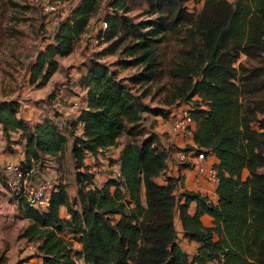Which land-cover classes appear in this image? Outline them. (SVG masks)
<instances>
[{
	"label": "trees",
	"instance_id": "obj_1",
	"mask_svg": "<svg viewBox=\"0 0 264 264\" xmlns=\"http://www.w3.org/2000/svg\"><path fill=\"white\" fill-rule=\"evenodd\" d=\"M59 1L73 7L58 14L49 42L36 51L30 85L44 88L60 73V60L75 52L104 5L108 47L84 66L77 81L84 93L81 110L68 121L45 118L33 125L19 118V102L0 101L9 151L24 142L23 167L35 175L51 162L63 164L69 152L75 170L76 196L60 180L46 211L13 193L30 221L19 239L37 249L43 264H264V0H204L194 13L187 7L191 0ZM139 9L146 20L135 22L131 14ZM172 41L181 44L178 60L164 69L162 50ZM117 53L126 58L117 64L139 68L137 74L120 78L102 61ZM164 78L171 90L160 107L151 108L147 94L133 92ZM183 105L191 106L196 147L219 160L217 204L199 192H178L181 178L166 172L180 148L165 146L146 126L147 115L167 120ZM15 134L20 140H12ZM122 139L120 158L108 162L98 187L85 160L117 148ZM177 214L184 238L199 244L192 258L179 244ZM204 215L213 218L212 227L203 224ZM0 264H7L4 255Z\"/></svg>",
	"mask_w": 264,
	"mask_h": 264
},
{
	"label": "rangeland",
	"instance_id": "obj_2",
	"mask_svg": "<svg viewBox=\"0 0 264 264\" xmlns=\"http://www.w3.org/2000/svg\"><path fill=\"white\" fill-rule=\"evenodd\" d=\"M203 1L191 0L187 4V7L193 13L200 12L203 7ZM41 2V6L34 7L29 5L26 0H0V101L14 100L19 102L21 105L20 116L38 115L37 110H39L41 111L40 114L48 113L52 116H55L57 113H63L64 117L69 119L74 116V112L67 110V113L66 107L63 105H72V101L81 102L82 92L77 86V81L81 73L84 72V66L92 59L97 58L108 47L107 43H103L102 41L97 42L96 40L103 29V19L108 10L104 5L101 12L91 22L88 33L78 42L75 52L71 56L60 60L62 66L60 73L56 74L46 87L38 89L29 83L30 62L35 57L36 51L49 42L53 35V26L56 25L59 17L58 14H68L73 7V5L62 4L59 0H41ZM45 5L54 7V10H46L44 8ZM131 17L135 22L146 20L140 9L134 11ZM180 48L181 44L176 41H172L163 47L161 61L164 69H167L173 62L178 60ZM125 59L117 53L103 57L102 61L111 65L112 70L117 71L120 78L126 79L137 74L139 68H125L117 64L119 61ZM245 60L246 58L242 59L243 62ZM245 63L247 65H254L253 62L247 60ZM170 90L171 81L168 78H164L162 81L148 86L133 87L134 93L147 94L144 102L151 108L160 107ZM187 106L191 107L190 105ZM179 109L174 108L171 111H178ZM148 117L149 115L146 118ZM171 119L172 125L175 118L171 117ZM0 141H4V138L0 139ZM5 146L8 148L6 141ZM13 146L15 152L13 154H16L18 150L15 149V145ZM52 164L56 165L57 168L51 165L47 167L46 165L43 169H59L61 175L57 174L54 181L59 183L62 178H66L71 195L73 197L76 196L75 170L71 164L69 152L63 164ZM37 171L41 175L42 170ZM37 171L35 174L38 176ZM49 175H51V172H49ZM247 176L248 172L246 171L244 178ZM6 192L11 194L10 196L13 195V192L5 184L3 169L0 166V202L3 200L2 197L5 198L7 196ZM10 200H12L11 197ZM14 210L16 211V209ZM15 216L18 219V215ZM30 253L31 256L23 262H27V264H39L40 255L37 251L32 249ZM31 258L36 259V261L31 263ZM78 264L82 263L79 262Z\"/></svg>",
	"mask_w": 264,
	"mask_h": 264
},
{
	"label": "crops",
	"instance_id": "obj_3",
	"mask_svg": "<svg viewBox=\"0 0 264 264\" xmlns=\"http://www.w3.org/2000/svg\"><path fill=\"white\" fill-rule=\"evenodd\" d=\"M230 1V0H228ZM232 2V1H230ZM56 25L53 26V32L55 31ZM29 77V74H28ZM84 93L81 94L83 96ZM75 99V98H74ZM66 107V111H72L70 109L71 105H63ZM182 108H189L187 105H183L180 107L178 111H180ZM38 111V115H21L19 114V118L33 124H39L44 120L45 118H51L53 120H56L58 122H64L68 121L67 118L63 117L62 114H60L58 117L52 116L48 113H41V111ZM67 111V113H68ZM177 112L176 110L171 111L170 117L165 120L161 117H153L149 116L146 118V126L151 127L152 130L156 133H158L161 137V141L165 146H169L170 144H174L178 148H187L188 150H193L196 145L194 142L193 134L191 135H177L172 132L171 129V117H173V114ZM70 119V118H69ZM196 129V125L194 127V130ZM81 128L79 127V131L77 134H80ZM3 133L1 131L0 127V139H3ZM13 141L20 140L19 135H13L12 136ZM5 138L4 141H0V166L3 169L4 166L7 164L15 163V164H22L25 161V154H24V142L15 145V149L18 150L16 154H13L9 152L7 146H5ZM122 144L119 145L117 148H113L107 152H104L103 154H99L98 158H94L92 156H88L85 160V163L88 167L91 168L92 171L97 172L100 171L102 175H106V170L108 167V162L110 160H118L120 158L122 149L124 147L125 139L121 140ZM14 148V146H12ZM70 154V153H69ZM72 158L70 154V159ZM56 162H51L47 164V167L50 165L52 167H56V165L52 164ZM203 163L206 167L215 166L219 163L218 158L215 154H207L205 155V159L202 161L197 158V155L193 156L192 161L189 164L181 165L177 162L175 159L174 154H171L169 163H168V169L166 172L167 177H175V178H181V181L178 186V192L181 193L185 190L187 191H193V192H199L204 196H207L213 203H218V195H217V188L218 183H213L207 180L204 177L198 176L197 169H195V165ZM57 164V163H56ZM37 174L34 175L31 182L35 185H40L44 182H49L53 186L61 183L67 184L66 178H62V180L59 183H56L54 180L56 179V175H61V172H59V169L56 170H50V169H43ZM49 172H51V175H49ZM166 177H161L158 179V182L160 184H165ZM75 182V180H74ZM54 188V187H53ZM4 191V189H2ZM75 191L77 194V185L75 182ZM8 192V191H7ZM6 192V197H2L3 200L0 202V251L1 255H4V257L7 259V264H15L18 261H25L29 256H31L30 250H36V248H33L31 244H28L25 240L19 239V234L21 230L26 227L30 221L25 219L23 215L18 210V203L13 199V195ZM70 192V191H69ZM71 195V193H70ZM72 196V195H71ZM10 197L12 200H10ZM11 201V203H10ZM16 209V211L14 210ZM196 209V204L193 203L191 205V213L193 214ZM18 215V219H16V216ZM62 216H66V212L62 211ZM202 222L206 227H212L213 226V218L209 215H204L202 217ZM175 225L179 233V244L183 248V250L192 258L197 252V249L199 247V244L196 242H191L188 239L184 238L183 235V227L181 220L179 218V215L177 214L175 217ZM80 248V247H77ZM37 253L40 255V253L37 251ZM36 259H30L31 263H34ZM84 264L83 262H81ZM36 264V263H35ZM38 264V263H37ZM39 264H43V259L40 257Z\"/></svg>",
	"mask_w": 264,
	"mask_h": 264
},
{
	"label": "built area",
	"instance_id": "obj_4",
	"mask_svg": "<svg viewBox=\"0 0 264 264\" xmlns=\"http://www.w3.org/2000/svg\"><path fill=\"white\" fill-rule=\"evenodd\" d=\"M30 5L38 7L42 5L41 0H29ZM46 10H54V7L44 6ZM103 29L97 37V42L104 40V35L108 30V24L103 22ZM81 102H75L71 106L73 112H79L81 110ZM173 123H172V132L177 135H191L193 134L195 122L190 115V108H182L180 111H177L173 114ZM197 155V158L200 160L205 159V155L200 152L198 147H195L193 150H184L177 149L174 151L175 159L181 163H190L193 159V156ZM120 164H116L113 167L114 177L120 176ZM197 169L198 176L204 177L210 182L219 183L218 171L214 166L206 167L203 163L195 165ZM33 169H27L21 164H6L4 166L5 182L8 188L15 193L17 197L23 198L26 200L28 205L32 208L46 211L51 202V196L53 193V185L49 182H44L40 185H35L31 182L33 177ZM96 173V182L97 186H102L105 181V175H102L100 171ZM35 248L34 246H32ZM27 264V262L23 263ZM211 264H223V263H211Z\"/></svg>",
	"mask_w": 264,
	"mask_h": 264
}]
</instances>
